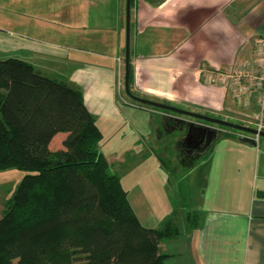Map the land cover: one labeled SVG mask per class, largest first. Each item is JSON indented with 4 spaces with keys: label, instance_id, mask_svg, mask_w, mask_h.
I'll return each mask as SVG.
<instances>
[{
    "label": "crops",
    "instance_id": "0c3cea01",
    "mask_svg": "<svg viewBox=\"0 0 264 264\" xmlns=\"http://www.w3.org/2000/svg\"><path fill=\"white\" fill-rule=\"evenodd\" d=\"M125 5L126 0H0V55L10 50L9 57L78 87L101 131L100 121L112 134L125 136L135 122L117 101L125 72ZM259 37L264 38V0H133L134 89L157 101L245 122L246 115L237 109L256 114L255 104L239 105L225 85L208 75L215 78L230 64L249 59ZM189 119L158 112V125L166 126L158 131V170L169 164L176 170L186 167L187 175L176 183L179 189L187 187L177 190L175 203L184 221L187 212L198 214L196 227L161 241L162 251L170 255L165 264H264V180L255 191V183L240 174L251 149L235 141H226L228 148L214 147L219 132L195 163L206 149L185 151L179 144ZM162 130L177 131L173 145L163 140ZM128 145L126 162L138 148ZM214 153L219 159L212 165L207 160Z\"/></svg>",
    "mask_w": 264,
    "mask_h": 264
},
{
    "label": "trees",
    "instance_id": "16d2710c",
    "mask_svg": "<svg viewBox=\"0 0 264 264\" xmlns=\"http://www.w3.org/2000/svg\"><path fill=\"white\" fill-rule=\"evenodd\" d=\"M129 84L139 95L131 60ZM59 132L67 134L53 149ZM102 138L78 87L25 60L0 58V170L27 171L0 217V264H165L170 255L160 243L182 229L172 218L159 228L141 223L98 149ZM185 222L196 227L197 212H187Z\"/></svg>",
    "mask_w": 264,
    "mask_h": 264
},
{
    "label": "rangeland",
    "instance_id": "374dc122",
    "mask_svg": "<svg viewBox=\"0 0 264 264\" xmlns=\"http://www.w3.org/2000/svg\"><path fill=\"white\" fill-rule=\"evenodd\" d=\"M123 44L124 48L122 57L125 62L126 21ZM9 53L10 50H7L6 53H1L2 55H0V58L3 59L11 56L7 55ZM139 95L153 99V97H149L148 95L141 93ZM117 101L122 108L131 111L130 116L135 117V122L131 127L125 129V136L120 137L117 133L112 134V131L107 127V123L100 121L104 135L98 144V149L108 160L110 164V172L116 173L120 177L123 187L128 191L130 203L143 225L158 228L162 226L163 220L172 218L177 222L182 231H185L188 225L187 222L180 217L179 207L175 203L176 199L179 197L177 198L175 193L177 190L181 193V190L183 192L187 187V184H184V187L179 189L178 184L176 183L177 178L182 179L183 176L185 177V175H187V171H185L186 169H183L186 167L180 165L179 170H176V168H172L169 164L167 168L164 167L163 171L158 170V131L166 129L164 124L162 125L160 123V125H158V112H164V110L155 107H146L144 105L139 106L138 102L126 94L123 76L121 77L120 89L117 93ZM161 101L163 100L161 99ZM166 102L174 104L180 108L192 111L196 110L184 103H174L172 101ZM237 110L238 114L246 115L243 116V118H245L244 125L253 126V124L250 125L248 122L254 121L256 119V114L249 108H241ZM132 112H136V114H133ZM206 114L218 116V114H210V112H206ZM227 120L238 122L235 115ZM229 129L230 128L227 130ZM236 131L238 134H241L242 137H251L252 140L247 141L238 137V139H236L234 137L227 138L232 136H222L213 144V146L216 148H228L230 146L226 141H235L237 145H243L242 147L251 149L249 150L247 158H245V172L240 174L243 175L245 179H249L251 183H255V191H257V189L260 188L259 185L261 184V181L264 180V137H260L259 141L256 142L254 140V134L244 131ZM66 134V132H59L57 136H55L56 138L54 137L55 139L52 144H50V147L53 149L61 148L62 140ZM161 135L164 136L163 140L169 142L170 145H173L178 138L177 131H173L170 134L166 131L164 133L163 131ZM131 143L137 144L138 148L136 151H133L130 157H127L126 162L123 156L125 152L124 149ZM185 154L182 152L180 158L184 157ZM218 159L219 158L214 153L207 161H210L209 163L213 165ZM26 173L27 171L18 168L0 170V217L6 203L12 197L15 188ZM185 183H187V181ZM158 193L161 198H158Z\"/></svg>",
    "mask_w": 264,
    "mask_h": 264
},
{
    "label": "water",
    "instance_id": "95a60500",
    "mask_svg": "<svg viewBox=\"0 0 264 264\" xmlns=\"http://www.w3.org/2000/svg\"><path fill=\"white\" fill-rule=\"evenodd\" d=\"M130 10L131 0H126L125 21H126V44H125V72L124 88L126 94L138 103L169 111L176 115H184L190 118L186 122L187 130L181 141L183 147H194L203 151L219 136V126L232 128L238 131H244L250 134H258L264 137V131H258L252 126L244 125L238 122H232L226 119L214 117L208 114L184 109L175 105L143 97L134 94L129 84V63H130ZM195 121L201 123L198 125ZM203 144V145H202Z\"/></svg>",
    "mask_w": 264,
    "mask_h": 264
},
{
    "label": "built area",
    "instance_id": "2783aa9c",
    "mask_svg": "<svg viewBox=\"0 0 264 264\" xmlns=\"http://www.w3.org/2000/svg\"><path fill=\"white\" fill-rule=\"evenodd\" d=\"M208 80L225 85L238 104L257 108L256 119L248 123L258 131H264V38L259 37L254 42L252 55L249 59L236 61L226 70L217 73L215 78L210 74ZM260 136L254 134V140Z\"/></svg>",
    "mask_w": 264,
    "mask_h": 264
},
{
    "label": "flooded vegetation",
    "instance_id": "af4514ba",
    "mask_svg": "<svg viewBox=\"0 0 264 264\" xmlns=\"http://www.w3.org/2000/svg\"><path fill=\"white\" fill-rule=\"evenodd\" d=\"M178 116H180V115H178ZM182 116H184V115H182ZM185 117H186V116H185ZM181 141H182V140H180V143H179L181 149H184L185 151H193V150H194L195 152H197V149H195L194 147H187V148H186V147H183L182 144H181ZM202 145H203V144H202ZM205 149H206V148H205Z\"/></svg>",
    "mask_w": 264,
    "mask_h": 264
}]
</instances>
